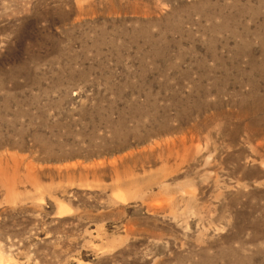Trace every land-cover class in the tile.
<instances>
[{"label":"rangeland","instance_id":"obj_1","mask_svg":"<svg viewBox=\"0 0 264 264\" xmlns=\"http://www.w3.org/2000/svg\"><path fill=\"white\" fill-rule=\"evenodd\" d=\"M1 257L264 264V0H0Z\"/></svg>","mask_w":264,"mask_h":264},{"label":"bare ground","instance_id":"obj_2","mask_svg":"<svg viewBox=\"0 0 264 264\" xmlns=\"http://www.w3.org/2000/svg\"><path fill=\"white\" fill-rule=\"evenodd\" d=\"M235 12V11H234ZM237 15V14H236ZM0 264H3V260L2 257L0 258Z\"/></svg>","mask_w":264,"mask_h":264}]
</instances>
